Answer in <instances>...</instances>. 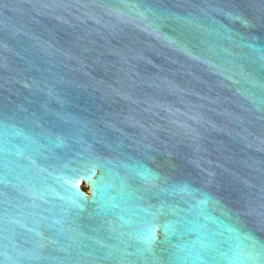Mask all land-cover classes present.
<instances>
[{"label": "water", "instance_id": "1", "mask_svg": "<svg viewBox=\"0 0 264 264\" xmlns=\"http://www.w3.org/2000/svg\"><path fill=\"white\" fill-rule=\"evenodd\" d=\"M0 264H264V0H0Z\"/></svg>", "mask_w": 264, "mask_h": 264}]
</instances>
